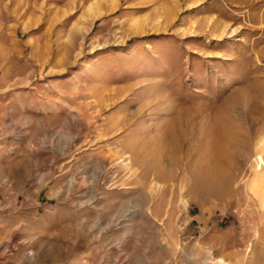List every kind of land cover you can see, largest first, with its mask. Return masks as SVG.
Masks as SVG:
<instances>
[{
	"label": "rangeland",
	"instance_id": "1",
	"mask_svg": "<svg viewBox=\"0 0 264 264\" xmlns=\"http://www.w3.org/2000/svg\"><path fill=\"white\" fill-rule=\"evenodd\" d=\"M264 264V0H0V264Z\"/></svg>",
	"mask_w": 264,
	"mask_h": 264
},
{
	"label": "bare ground",
	"instance_id": "2",
	"mask_svg": "<svg viewBox=\"0 0 264 264\" xmlns=\"http://www.w3.org/2000/svg\"><path fill=\"white\" fill-rule=\"evenodd\" d=\"M226 264V263H225Z\"/></svg>",
	"mask_w": 264,
	"mask_h": 264
}]
</instances>
